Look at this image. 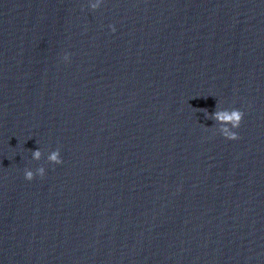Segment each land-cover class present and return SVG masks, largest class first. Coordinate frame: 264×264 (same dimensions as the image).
<instances>
[{"label":"clouds","instance_id":"obj_1","mask_svg":"<svg viewBox=\"0 0 264 264\" xmlns=\"http://www.w3.org/2000/svg\"><path fill=\"white\" fill-rule=\"evenodd\" d=\"M102 3V0H95V2L90 3V8L92 10H96L100 7ZM112 32H115L116 29L114 26H110ZM70 54H65L64 60H69ZM245 113L236 108L232 109H220L212 114H210V119H213L216 124L219 125V132L220 134L227 140H238L239 135L235 129H238L244 119ZM42 158V152L39 149H36L32 151V159L39 161ZM48 162L60 165L63 163V160L60 155V149L57 148L54 151H51L50 154L47 156ZM36 176H39L40 178H43L45 176V168L43 166L37 168L35 172L30 169L24 170V177L27 181H32L36 178Z\"/></svg>","mask_w":264,"mask_h":264}]
</instances>
